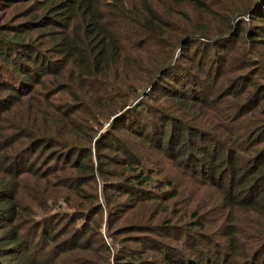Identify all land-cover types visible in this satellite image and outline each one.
Returning <instances> with one entry per match:
<instances>
[{"label":"trees","instance_id":"obj_1","mask_svg":"<svg viewBox=\"0 0 264 264\" xmlns=\"http://www.w3.org/2000/svg\"><path fill=\"white\" fill-rule=\"evenodd\" d=\"M35 1L0 0V6ZM45 1L59 21L43 11L15 29L0 20V264H93L79 250H86L90 226L84 219L95 208L97 217L109 214L111 238L122 244L120 236L127 235L135 243L110 261L99 230L107 258L99 256L102 264H199L200 258L206 264H264V0ZM249 18L257 21L246 23ZM43 32L48 44L36 38ZM241 42L252 50H240ZM124 62L133 74L121 88L108 79ZM67 65L78 81L102 79L90 86L103 107L90 104L88 122H77L47 96L50 110L34 105L31 117L18 116L7 129L4 113L24 100L29 104L49 75L62 78ZM256 73L253 90L244 95ZM223 77L225 105L210 110L196 94L215 97L214 85ZM183 82L199 88L191 93ZM22 134L27 142L15 146ZM148 147L186 170L197 187L219 177L221 183L212 185L220 192L216 203L224 206L214 220L200 218V202L189 216L169 206L177 199L183 204L191 191L181 195L167 178L169 169L161 172V184L139 155ZM43 148L51 157L39 182L31 171ZM19 171L25 172L17 178ZM22 191L36 205L22 210L15 197ZM20 210L27 215L23 226L14 223ZM89 247L98 256L94 240ZM22 253L23 259L16 257Z\"/></svg>","mask_w":264,"mask_h":264},{"label":"rangeland","instance_id":"obj_2","mask_svg":"<svg viewBox=\"0 0 264 264\" xmlns=\"http://www.w3.org/2000/svg\"><path fill=\"white\" fill-rule=\"evenodd\" d=\"M45 0H36L33 3L30 4H22V3H16V5H5L3 4V6L0 10V13L2 14L0 17V20L6 21L11 24L12 28L15 29L14 25H16L17 23H21L24 22L28 19H32L30 18L33 14L37 15L39 13H41L42 11L46 13V15H48L50 18H54L56 21H59V17H57V15H54L51 10L49 9L48 5L45 4ZM100 4H103L102 0H99ZM105 4L108 6V3L105 2ZM105 8V7H104ZM102 8V10L104 9ZM23 9V10H22ZM53 19V20H54ZM249 20V21H248ZM256 19L253 18H249V19H245V22H249V23H253L256 22ZM79 21L75 22L73 24V26L78 25ZM77 24V25H76ZM59 28H62V25H58ZM71 26V27H73ZM45 35L46 32L43 33H39L36 38L39 40V42H42V44H48L45 40ZM42 39H39V38ZM264 38V36H263ZM240 50H252V46H249L248 43H244L241 42L238 44ZM134 61H138V58H133ZM142 61V60H141ZM143 64V63H142ZM148 66L149 64L146 63ZM71 65H67L64 69V71L62 72L63 77L60 78L58 75H49L48 77V81H46L45 83V87L41 89V86L38 88L37 91L34 92V95H32V98H30V103L27 104V102L24 100L21 103V107L19 109H15L13 107H11L12 109L8 112L4 113V118L7 119L8 124L6 127L7 129H10L12 126H14L16 123V120H19L20 118H18V116L20 117H31L33 115L32 110L34 105L39 104L41 107V110H43V112H47L48 110H50L47 101H45V99H47V96H49L50 101L55 104V107L58 106L60 109L64 110V115H70L72 117H74L77 122H80L82 118H84L85 122H88L87 116L85 115V107H88L90 104H97L100 107H103V101L101 99L98 98V96L92 91L91 86L90 85H94V81L95 80H102V79H93L92 78H88L86 80H77L79 77H77V75H75L74 77L70 76L67 71L69 69ZM230 66V63H229ZM197 70V68H195ZM120 72H112L111 78L108 80H111V82H114L116 85H118L121 88H124L126 86V83L131 81V75L133 74V70H129L127 69V64L124 62L123 66H120L119 68ZM138 75L140 76L141 79H139V83L141 82V86L142 88H144L147 83L144 81V77H143V70L142 68L138 69ZM121 72L123 73V75H121L120 77H122L123 81L119 78V73L121 74ZM67 73V74H66ZM243 72H241L242 74ZM260 74L262 75V73L260 72ZM259 74V75H260ZM249 77L252 78V75L249 72ZM226 77L220 78L218 80V82L214 85L215 86V91L214 94L215 97L213 96L211 99L208 97L206 98V93L205 91L202 90V92L196 94L199 98L201 99H207V103H209L207 106V108H209L210 110L213 109V111H216L218 108H222V106L225 105V100H226V96H224V94L226 92H224V94H220L221 92V87L224 86L226 83H228L225 80ZM258 78V74L256 73V76L248 82L247 86H246V91L244 90V95H247L249 93V91L253 90L252 87V82H255V80ZM244 78H239L237 79V83L241 84L243 82ZM52 81L54 82V84L52 83ZM205 81V80H204ZM71 86V88L69 89V87ZM183 86L186 90H188L189 92L192 91V89L198 90L199 87L197 86H193V88L188 87L186 85L185 82H183ZM146 89H149V86L146 87ZM249 90V91H247ZM193 93V92H191ZM219 93V94H218ZM45 95V96H44ZM44 96V97H43ZM163 98H160V101H162ZM205 105V104H204ZM206 106V105H205ZM83 107V108H81ZM57 110H59L56 107ZM195 111H200L203 112V110H205V108H195L193 109ZM235 115V114H233ZM3 121V118H2ZM104 125L106 126L108 123L106 120L103 121ZM6 129V130H7ZM250 129V128H248ZM250 130L245 131L244 129H240V133L239 134H248ZM126 140L128 142L131 141V137H127L125 136ZM18 143L15 146L18 145H23L25 142H27L28 137H26L25 135H21L20 137L17 138ZM46 150L43 148L41 149L39 152L37 151L36 155V164H35V170H32L31 172H36L39 174L38 176V181L41 182V180L44 178L45 179V174L46 171L44 169L45 166H47V160L49 157H51L50 153L48 154L45 153ZM109 158H114L115 156H117V153L115 151H105L104 152ZM93 154H94V148H93ZM139 155L142 157V159H144L145 163L148 165L149 168H154L153 170H156V174L159 176V178H161V172H163L166 169H169L170 173L167 176L168 179H171L172 182L175 184L176 188L180 189L181 191V195L185 196V193L188 191H191L185 198H184V202L183 204L180 203V201L177 199L175 202H172L169 206L173 207L175 204L179 206L180 210H181V216L186 215L189 216L192 212V208L195 204H197L198 202L200 205V209H198V214H201L200 218H202L204 221H211L214 220L216 218V215L218 214V211L220 212V209L224 206L223 204H217L216 203V199H218L220 197V192L216 189V187H214L215 185H212L213 182L220 184L221 180L219 179V177H215V179H213L212 181L208 180V182H205L203 184H201L200 187L195 186L196 183L192 184L190 182H188V180L186 179L189 178L187 175V171L185 170L184 173L182 171L179 170V167H176L174 164H171L172 159L168 158L167 155H163L161 156L160 154L157 155L154 153L153 150H151V148H142L139 150ZM94 156V155H93ZM169 156V155H168ZM96 160V159H94ZM98 165L100 166L101 164V160L98 159ZM96 163V161H95ZM107 166L109 167H113V164H108ZM25 172V171H22ZM22 172H17L14 176L19 178L20 174H23ZM9 175H11L8 172ZM179 176V179L176 180L175 177ZM54 177V176H53ZM237 177V176H236ZM16 179L12 180V181H18ZM60 177L57 178V180H59ZM200 178V177H198ZM55 179V177H54ZM204 179L207 180L209 179L207 176H204ZM5 180L6 176H5ZM161 184L165 183L166 181L163 180L161 178ZM224 183V181H223ZM222 183V184H223ZM152 184V183H151ZM167 185H163V188L166 187ZM195 187H197V189H195ZM244 191V190H242ZM23 193L24 191H22V193H15V197L18 200H21V209L22 210H26L27 209V205L28 203H33V205H36V203L34 202L35 199L30 196V200H28L26 197H23ZM88 194V193H87ZM36 207V206H35ZM186 207V208H185ZM54 208V204L51 208V210ZM161 210L166 211V206H161L160 207ZM50 210V211H51ZM169 212L172 211L171 209H168ZM21 211V210H20ZM45 211V210H44ZM96 211L95 209H92L88 215L85 217L84 221L87 222L90 226L88 233L86 234L85 238H84V245L82 246L83 248L85 247V249L87 250H79L80 254L85 257V256H89L87 259L91 260L93 262V264H102L99 262V256H101L102 258H106V253L104 251H102V249L100 248V244H99V238H98V231H101V234L103 236V239L106 243V245L110 248V253L111 255L109 256V260L111 261L112 259V255H114V258L116 260V258H119V256H116L115 254H118L123 248H125V246L129 245V246H134L135 243L131 242L132 239H127V235H121L120 238L123 240L122 244L117 242L115 239L111 238L108 235V230H109V214H106L105 212L101 215L97 217L94 215V212ZM39 213H41L39 211ZM21 216L19 218L16 219V221L14 223H19L22 224L23 226V221L25 219V217L27 216L25 213H23V211H21ZM42 214V213H41ZM36 215V214H35ZM198 217L193 218V220H197ZM37 217H34V220L37 219ZM205 221V222H206ZM34 224L33 222H31L28 226ZM184 226V225H182ZM97 227H99L97 229ZM1 233V230H0ZM26 239V238H25ZM94 240V244H95V251H97L99 254L98 256H94L93 254H91L88 250H90V242H92ZM125 242V243H124ZM92 245V244H91ZM16 257H22V259L24 258V254L22 253L21 255H16ZM199 259V258H198ZM10 259L8 258H4V261H9ZM107 260V258H106ZM66 262H68V260H66ZM5 263V262H3ZM105 264V262H104ZM199 264H206L204 262V260H202V258H200V263Z\"/></svg>","mask_w":264,"mask_h":264}]
</instances>
